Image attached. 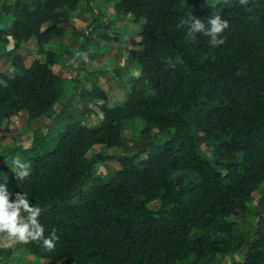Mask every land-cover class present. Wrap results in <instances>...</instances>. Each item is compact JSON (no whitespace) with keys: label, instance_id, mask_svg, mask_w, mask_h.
I'll list each match as a JSON object with an SVG mask.
<instances>
[{"label":"trees","instance_id":"16d2710c","mask_svg":"<svg viewBox=\"0 0 264 264\" xmlns=\"http://www.w3.org/2000/svg\"><path fill=\"white\" fill-rule=\"evenodd\" d=\"M82 1L91 6V0H16L5 6L13 20L0 41L16 42L11 64L18 71L13 77L0 72V123L8 130L15 118L31 122L47 115L63 97L67 81L54 72L57 55L45 47L62 39L66 28L60 22H68ZM105 1L142 25L140 48L128 55L138 72L118 106H109L107 93L94 83L99 124L67 123L52 149L31 161L29 178H0L43 209L39 220L46 236L53 228L60 236L53 251L42 242L18 245L40 259L71 264H221L236 249L233 218L250 216L249 204L264 184V0L251 11L239 0ZM189 13L205 23L216 15L228 20L225 44L212 47L201 34L193 43L187 27L177 26ZM32 39L46 61L27 67L17 51ZM167 57L174 69L164 63ZM61 115L52 118L49 131ZM135 120L145 123L144 137L173 133L160 145L89 157L97 145L121 149L125 122ZM40 132H33L26 151L36 147ZM108 160L119 170L84 194L96 166ZM78 196L79 204H68ZM155 201L159 210L149 208ZM11 255L7 251L5 261ZM239 264H264L261 214Z\"/></svg>","mask_w":264,"mask_h":264},{"label":"rangeland","instance_id":"374dc122","mask_svg":"<svg viewBox=\"0 0 264 264\" xmlns=\"http://www.w3.org/2000/svg\"><path fill=\"white\" fill-rule=\"evenodd\" d=\"M15 1L0 0V33L7 30L13 20L9 11L5 10V6L10 7ZM90 4L91 6L82 1L75 12H70L68 22H60V25L66 28V33L62 39L51 42L48 48L50 51H56L57 54L56 62L52 66L54 72L67 81L60 101L47 116L39 120L27 122L24 118H15V125L11 130H8L5 124L0 123V178L6 180L10 178L14 168L12 161L16 157L30 164L35 157L51 150L55 145L57 133L67 123L79 121L87 126L99 124L101 116L98 105L101 101L92 97L91 90L94 83L107 93L109 106H118L125 100L128 93V82L137 74L139 68L137 63L128 62V55L132 49L140 48L142 25L135 22L131 15L117 13L114 8L115 3L91 0ZM15 43L14 41L12 43L0 41V72L11 77L16 74V69L11 64L12 56L15 54L13 52ZM17 53L22 55L27 67L35 60L46 61V56L40 52L36 39L23 43ZM77 53L86 54L87 60L85 61L82 56H77ZM96 71H104L108 74L103 76L92 74ZM71 99L73 101L69 106ZM59 113L62 115L49 131L48 123ZM144 127L145 123L141 120L125 122L123 129L125 144L121 149H109L106 146L97 145L90 150L89 157L96 154L116 156L127 153V150L132 152L137 148L160 145L173 133V131L162 134L154 132L149 137H144L141 135ZM36 130L41 131L36 147L26 151L33 141V132ZM198 144L201 152L206 157L212 158V151L207 149L202 141H198ZM2 152L6 154L3 155ZM119 168L115 160L99 163L95 168L93 179L83 188L84 194L91 190L94 183L105 184ZM179 177L180 174H176L175 179ZM80 201V196H78L68 204L75 205ZM160 206V201L149 204V208L153 210H159ZM249 206L251 214L248 218H233L237 223L234 238L236 249L221 264H239L244 261L249 244L255 235L258 215L264 216V184L254 193ZM191 261H194V257H191ZM64 263L71 264L65 259Z\"/></svg>","mask_w":264,"mask_h":264},{"label":"clouds","instance_id":"9594fccd","mask_svg":"<svg viewBox=\"0 0 264 264\" xmlns=\"http://www.w3.org/2000/svg\"><path fill=\"white\" fill-rule=\"evenodd\" d=\"M239 5L244 6L247 11L258 6L257 0H239ZM177 26L187 27V35L193 43H196L195 34H201L209 38V44L212 47H218L225 44L224 33L230 28V23L220 15L209 17L205 23L189 13L179 21ZM77 56L87 60L84 53H77ZM163 59L169 68H175L176 65L171 57ZM12 163L16 180L22 181L30 177L32 167L29 163L23 162L20 157H16ZM42 212L41 207L31 203L27 193H13L7 184L0 183V247L11 248L16 244L42 242L45 250L53 251L60 236L57 235L55 228L49 235H45L46 229L39 220Z\"/></svg>","mask_w":264,"mask_h":264},{"label":"crops","instance_id":"0c3cea01","mask_svg":"<svg viewBox=\"0 0 264 264\" xmlns=\"http://www.w3.org/2000/svg\"><path fill=\"white\" fill-rule=\"evenodd\" d=\"M8 40H9L10 43L13 42V40L11 38H9ZM54 40H56V38H54V39H52L50 41V43L45 47L46 50H49L48 48L51 46V42H53ZM51 52L55 53L56 51L55 52L51 51ZM15 71H16V73H18L17 70H15ZM41 118H38V119H35V120H39ZM35 120H33V121H35ZM51 120H50V122H51ZM50 122L48 123V126L50 125ZM9 250L12 252V255L9 257L8 260L5 261V256L7 255V251H9ZM53 260H56V261H53ZM0 264H66V263H64V259L58 258V257H53V258H49V259H40V258H38V257H36L34 255H31L27 251V249L20 248L19 245L16 244V245H14L11 248L0 247Z\"/></svg>","mask_w":264,"mask_h":264}]
</instances>
